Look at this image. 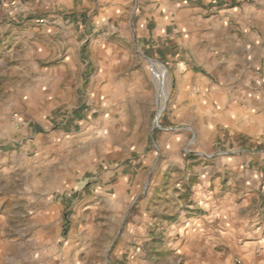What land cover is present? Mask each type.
<instances>
[{"label":"rangeland","instance_id":"rangeland-1","mask_svg":"<svg viewBox=\"0 0 264 264\" xmlns=\"http://www.w3.org/2000/svg\"><path fill=\"white\" fill-rule=\"evenodd\" d=\"M145 7L0 0V51L10 52L0 66V107L8 93L11 115L0 137L4 235L18 222L28 231L33 204H45L57 259L130 264L132 251L145 250L163 262L172 250L163 223L191 201L196 178L218 158L264 152L262 139L223 144L201 118L182 115L194 104L192 91L181 96L196 71L192 51L179 46L173 22L165 34L151 33ZM24 46V57L11 53ZM147 219L152 238L140 226Z\"/></svg>","mask_w":264,"mask_h":264},{"label":"crops","instance_id":"crops-1","mask_svg":"<svg viewBox=\"0 0 264 264\" xmlns=\"http://www.w3.org/2000/svg\"><path fill=\"white\" fill-rule=\"evenodd\" d=\"M121 1L99 0L111 12L120 9ZM144 1L150 32L163 35L173 22L181 36L179 46L193 54L194 63L188 67L196 71L184 78L181 96L192 91L194 104L181 108L182 115L201 118L214 130L212 138L223 144L238 138L264 141V0ZM0 52L3 66L10 52ZM11 53L24 57L26 46ZM1 95L6 102L0 107V137H5L11 126L10 103L8 93ZM213 163L204 177L196 178L191 201L170 212L169 221L163 223L169 242L165 247L172 249L164 254L166 260H157L152 251L137 250L132 251L130 264H264V152L245 151ZM5 164L0 157V178L8 170ZM32 194L35 201L40 198L36 190ZM33 208L28 231L20 222L12 233L0 231V264H74L71 254L57 259L50 250L53 235L44 213L47 205L35 203ZM20 215L17 210L16 217ZM151 223L147 219L140 225L150 238ZM135 234L133 230L129 239Z\"/></svg>","mask_w":264,"mask_h":264},{"label":"bare ground","instance_id":"bare-ground-1","mask_svg":"<svg viewBox=\"0 0 264 264\" xmlns=\"http://www.w3.org/2000/svg\"><path fill=\"white\" fill-rule=\"evenodd\" d=\"M152 64L153 65H155V66H157V64L156 63H154V62H152ZM158 80H160V79H158ZM162 93V92H161ZM160 100V99H159ZM160 103H161V101H159ZM156 123V122H155Z\"/></svg>","mask_w":264,"mask_h":264},{"label":"water","instance_id":"water-1","mask_svg":"<svg viewBox=\"0 0 264 264\" xmlns=\"http://www.w3.org/2000/svg\"><path fill=\"white\" fill-rule=\"evenodd\" d=\"M155 122H156V120H155Z\"/></svg>","mask_w":264,"mask_h":264}]
</instances>
